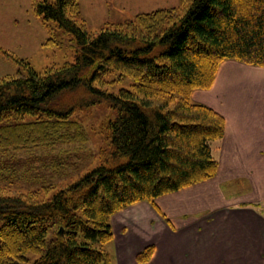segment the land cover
I'll return each mask as SVG.
<instances>
[{"label":"trees","instance_id":"obj_1","mask_svg":"<svg viewBox=\"0 0 264 264\" xmlns=\"http://www.w3.org/2000/svg\"><path fill=\"white\" fill-rule=\"evenodd\" d=\"M181 2L94 35L78 20V0L34 1L44 20L70 36L73 59L42 72L18 59L26 73L0 77V185L19 179L15 151L85 143L76 109L105 104L115 115L100 163L50 198L0 186V264H26L30 253L37 257L29 264H114L105 248L113 214L147 201L170 224L156 199L216 175L210 145L225 120L192 93L212 86L223 61L264 66V0ZM124 78L130 87L111 91ZM152 252L147 245L137 262Z\"/></svg>","mask_w":264,"mask_h":264},{"label":"crops","instance_id":"obj_2","mask_svg":"<svg viewBox=\"0 0 264 264\" xmlns=\"http://www.w3.org/2000/svg\"><path fill=\"white\" fill-rule=\"evenodd\" d=\"M192 100L225 120L210 145L218 171L156 199L172 226L147 201L113 214L114 264H264V66L223 61L212 86L194 90ZM147 245L151 257L137 262Z\"/></svg>","mask_w":264,"mask_h":264},{"label":"rangeland","instance_id":"obj_3","mask_svg":"<svg viewBox=\"0 0 264 264\" xmlns=\"http://www.w3.org/2000/svg\"><path fill=\"white\" fill-rule=\"evenodd\" d=\"M34 1L38 0H0V77L15 74L19 70L26 73L18 59L28 62L38 72L73 59L70 36L56 27L53 20H44L42 15L36 12ZM78 3V20L83 21L89 32L94 35L102 26L133 19L137 13L159 8L179 9L182 5L181 0H78ZM130 83L129 78H124L111 91H117L120 87L129 88ZM114 115V110L105 104L76 109L72 118L83 126L87 141L57 143L48 148L35 147L28 151H15L14 155L18 156L16 158L19 179L10 184L2 183L0 186H3L4 192L8 194L31 192L37 199L50 198L58 189L100 163L98 151L106 146L105 127ZM32 118L30 115L25 116L27 120ZM64 156H69L65 159L66 164L53 172L51 168L57 167L55 164ZM246 187L245 182L230 183L224 184L222 191L224 194H231L236 189ZM2 222L0 218V224ZM112 229L117 230V226L113 224ZM46 237H51L49 232ZM105 248L114 261L113 242L105 245ZM36 257V254H28L29 260L26 264Z\"/></svg>","mask_w":264,"mask_h":264}]
</instances>
